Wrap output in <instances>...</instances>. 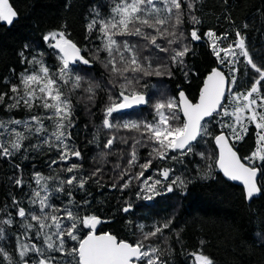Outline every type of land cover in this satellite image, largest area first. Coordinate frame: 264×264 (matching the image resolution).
Segmentation results:
<instances>
[{
  "label": "snow or ice",
  "instance_id": "snow-or-ice-1",
  "mask_svg": "<svg viewBox=\"0 0 264 264\" xmlns=\"http://www.w3.org/2000/svg\"><path fill=\"white\" fill-rule=\"evenodd\" d=\"M199 3L105 0L107 12L94 5L86 25L91 46L82 48L66 31L53 30L43 40L54 50L55 67L44 52L26 55L27 44L20 51L22 70L10 69L15 82L9 77L0 80L7 86L0 91V106L5 112L27 115L0 118V158L45 155L49 172L34 171L28 182L22 166L14 164L19 173L14 186L29 191L23 200L13 195L10 205L0 206V241L7 242V246L0 244V264H169L172 249L162 248L157 241L168 229L180 239L173 228L174 217L153 223L148 230L144 223L128 220L134 240L99 232L98 226L105 221L91 211L88 188L92 183L121 193L135 184L134 195L143 201L177 190L187 195L192 180L178 173L175 165H198L194 158L199 157L206 162L205 169L198 170L200 179L213 178L215 167L228 180L242 184L246 200L264 195V51L250 48L247 33L237 27L233 33L202 32L196 15ZM16 18L18 12L10 0H0V22L11 25ZM226 18L235 24L230 16ZM248 27L243 25V29ZM205 39L219 67L206 75L195 101L183 90L170 95L165 86L151 83L172 79L176 72L188 77L187 59L193 45ZM97 64L103 69V83L82 74V66ZM242 75L249 85L243 89L239 86ZM100 92L107 93L108 102L88 141L100 149L93 157L98 166L86 171L76 143L77 104L83 103L94 116L92 107ZM145 107L150 109L147 117L142 112ZM133 109L141 110L138 118H125ZM250 132L255 146L242 157L236 144ZM209 141L214 145L212 153L198 150ZM141 149L149 157L143 163ZM112 156L124 163L114 165L115 177H108L113 182L105 185L104 166ZM156 161L165 166L146 176ZM78 193L83 194L79 200ZM134 208L131 200H125L121 211L128 214ZM189 255L193 264H215L202 249Z\"/></svg>",
  "mask_w": 264,
  "mask_h": 264
},
{
  "label": "trees",
  "instance_id": "trees-1",
  "mask_svg": "<svg viewBox=\"0 0 264 264\" xmlns=\"http://www.w3.org/2000/svg\"><path fill=\"white\" fill-rule=\"evenodd\" d=\"M14 9L18 12L13 24L0 22V80L9 77L15 82L10 69L15 68L21 71L20 51L24 46L29 45L26 55L44 52L47 61L55 67L56 60L54 50L49 48L43 40V36L53 30H64L69 38L78 46H91L86 39V25L90 19V13L94 5L101 6L103 12L105 0H10ZM196 15L202 23L198 26L201 31L214 29L217 33L227 31L233 33V28H240L248 36L250 48L256 51H264V0H201L197 5ZM230 16L233 25L226 18ZM247 23L248 29H243ZM190 27V25H186ZM234 35V34H233ZM233 37H230V39ZM227 43V42H225ZM194 51L187 59L188 68L191 70L188 77L181 72H176L174 78L165 80L153 79L151 83L157 86H165L170 95H176L178 90H183L194 100L197 89L205 72L217 65L212 55L208 41L202 40L193 45ZM219 66V65H217ZM82 74L95 77L103 83V69L100 65L94 68L82 66ZM241 89L248 87L247 77L241 76L239 81ZM7 86L0 84V91H6ZM153 89L149 88V92ZM78 97H74V100ZM108 102L107 93L100 92L97 95L95 105L92 107L94 116H90L85 110L84 104H77L76 116L78 117L76 133H79L76 143L84 155V167L86 171L93 170L96 162L93 157L97 156L100 149L89 144L95 127L101 123L103 108ZM140 109L129 110L125 118L136 119V113ZM143 116H149L150 109H142ZM27 113L4 111L0 106V118L16 116L23 118ZM150 118V117H149ZM87 125V129H85ZM215 130V124L211 125ZM130 135L129 133H122ZM105 139L101 135V140ZM255 146L254 135L250 132L244 141L236 144L238 154L247 156ZM121 148L125 146L121 145ZM199 151L212 153L214 145L209 141L201 144ZM141 160L145 162L149 157L147 150L141 149ZM24 159L17 156L12 160L0 158V206L11 204V197L15 195L18 199H24V192L29 191L17 189L13 180L19 174L14 164L19 163L23 169V178L31 182V174L34 171H41L48 174L49 169L46 162L49 157L40 155L38 158ZM54 157L56 154L53 152ZM197 164L186 166L175 165L178 173L188 176L192 183L189 185L187 195H182L179 190L161 195L151 201L137 200L134 193L137 190L135 184L130 191L124 193L118 190H110L109 187L100 188L92 183L88 191L92 193L91 211L98 215L105 223L98 226V231H107L119 238L134 240L130 232L131 225L128 220L136 223H144L146 229L153 223H162L168 218L174 217L173 228L180 233L177 241L176 233L171 229L165 230L164 236L157 242L162 248L170 247L168 255L169 264H193V258L189 255L192 252L203 250L211 257L215 264H264V195H257L251 201L244 198L242 187L224 178L221 173L213 167L212 177L204 180L198 176L199 169H205L206 162L199 157L194 158ZM116 163L124 161L117 156L109 157V163L105 165V175L102 181L110 185L113 181L108 177H115L112 171ZM35 165V168H33ZM165 166L164 162L156 161L155 166L145 175H155L156 167ZM139 169H133L138 171ZM83 194L78 193L79 200ZM125 200L134 203V211L125 214L121 211ZM11 210V209H10ZM3 213H0V217ZM201 241L204 243L201 245ZM0 244L7 246V242L0 241ZM9 250H11L9 248Z\"/></svg>",
  "mask_w": 264,
  "mask_h": 264
},
{
  "label": "water",
  "instance_id": "water-1",
  "mask_svg": "<svg viewBox=\"0 0 264 264\" xmlns=\"http://www.w3.org/2000/svg\"><path fill=\"white\" fill-rule=\"evenodd\" d=\"M3 23H6V22H3ZM213 67H219V66H217V65H215V66H213ZM210 70H211V68L207 71V72H205V74L203 75V77H202V79H201V83H200V85H199V87H198V89H197V94H196V96H195V99L193 100V101H195L197 98H198V96H199V90H200V88L202 87V84H203V80H204V78L206 77V75L210 72ZM180 90H178L177 92H176V95H178V92H179ZM218 170V169H217ZM219 171V170H218ZM220 172V171H219ZM221 173V172H220ZM221 175L223 176V174L221 173ZM224 177V176H223ZM225 178V177H224ZM227 179V178H226ZM231 182H234V183H236V184H238V185H240L241 187H242V190H243V186H242V184H240V182H238V181H231ZM99 232H107V231H99Z\"/></svg>",
  "mask_w": 264,
  "mask_h": 264
},
{
  "label": "rangeland",
  "instance_id": "rangeland-1",
  "mask_svg": "<svg viewBox=\"0 0 264 264\" xmlns=\"http://www.w3.org/2000/svg\"><path fill=\"white\" fill-rule=\"evenodd\" d=\"M218 65V64H217Z\"/></svg>",
  "mask_w": 264,
  "mask_h": 264
}]
</instances>
